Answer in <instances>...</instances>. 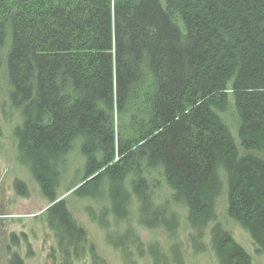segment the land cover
Segmentation results:
<instances>
[{
  "label": "trees",
  "instance_id": "1",
  "mask_svg": "<svg viewBox=\"0 0 264 264\" xmlns=\"http://www.w3.org/2000/svg\"><path fill=\"white\" fill-rule=\"evenodd\" d=\"M6 45L8 102L20 118L13 129L17 161L51 204L45 223L61 264L87 252L92 264H106L65 203L56 202L75 145L84 165L72 196L106 197L116 222L126 219L134 199L140 225L172 239L176 216L152 202L137 164L143 160L161 172L171 201L186 210L194 254L205 252L212 223L208 239L217 264H252L215 223L222 172L227 217L264 256V159L252 155H264V0H0V50ZM144 89L140 130L127 139L130 133L113 126L114 116L135 121L132 107ZM229 94L245 155L221 117ZM102 185L106 191L98 194ZM15 190L26 193L19 181ZM99 212L95 218L86 210L107 230L106 211ZM114 238L107 232L108 245L128 260L132 231L124 233L125 243ZM170 251L168 261L151 247L153 264H182L179 245ZM8 264L23 261L12 254Z\"/></svg>",
  "mask_w": 264,
  "mask_h": 264
},
{
  "label": "rangeland",
  "instance_id": "2",
  "mask_svg": "<svg viewBox=\"0 0 264 264\" xmlns=\"http://www.w3.org/2000/svg\"><path fill=\"white\" fill-rule=\"evenodd\" d=\"M6 52L7 45L0 50V264H8L12 254H17L23 264H61L60 256L56 249L53 233L45 223V211L51 206L42 196L37 184L31 178L26 167L17 161L16 142L13 138V129L19 125L20 118L17 111L12 109L8 102L9 86L6 73ZM146 91L141 90V97L138 106L132 107L135 121L127 117L119 118L114 116L113 126L115 129L130 133V137L136 136L135 130H140L138 125L143 117V101ZM229 107L221 114L228 131L233 138L239 155L247 154L241 147L238 139V119L233 106V98L228 95ZM119 132V131H118ZM252 155L264 159L263 154L252 153ZM142 176L148 184V193L155 206H166L168 213L176 216L177 229L173 235L174 240L169 239L170 235L161 228L148 229L140 225L138 219V204L132 199L128 207L126 219L116 222L110 212L111 204L107 198L97 200L79 199L71 195L74 185L80 182L83 174L84 160L80 154L78 145H75L68 155L65 167L62 168L59 188L57 189V201H63L67 211L72 215L76 223L85 231L88 244L93 246L94 253L106 264H153L150 256L151 247L158 248L168 259L171 260L170 245L174 242L179 245V254L182 264H217L211 251L208 232L212 223L206 228V237L202 240L205 252L194 254L191 249L189 235L190 228L186 223V210L181 205L171 201L172 192L166 185L161 172L148 169L143 160H138ZM223 192L216 201V220L221 223L226 231L230 233L233 240L240 245L250 256L252 264H264V256L257 255L249 235L241 229L226 214V182L223 173H220ZM130 175L125 181L126 190L131 194ZM15 181L25 185L26 193L20 195L15 190ZM76 189V188H75ZM106 186L98 188V194ZM92 208L95 218L100 214L99 210L106 211V222L108 229L100 228L88 217L86 210ZM104 209V210H103ZM97 216V217H96ZM131 230L136 244L127 245L129 259L122 256V249H115L106 241L107 232H114V241L125 243L124 233ZM137 240V241H136ZM141 244V248L138 246ZM126 246V245H125ZM140 248V249H139ZM140 250V252H139ZM142 250V253H141ZM141 254V256H140ZM73 264H92L89 253Z\"/></svg>",
  "mask_w": 264,
  "mask_h": 264
},
{
  "label": "water",
  "instance_id": "3",
  "mask_svg": "<svg viewBox=\"0 0 264 264\" xmlns=\"http://www.w3.org/2000/svg\"><path fill=\"white\" fill-rule=\"evenodd\" d=\"M91 179V178H90Z\"/></svg>",
  "mask_w": 264,
  "mask_h": 264
}]
</instances>
